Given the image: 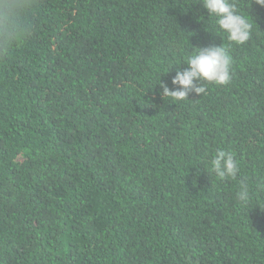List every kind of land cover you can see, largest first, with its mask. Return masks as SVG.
<instances>
[{
	"label": "trees",
	"instance_id": "obj_1",
	"mask_svg": "<svg viewBox=\"0 0 264 264\" xmlns=\"http://www.w3.org/2000/svg\"><path fill=\"white\" fill-rule=\"evenodd\" d=\"M233 44L202 0H31L0 58V264H264V7ZM232 77L163 97L194 47ZM232 150L252 189L208 162Z\"/></svg>",
	"mask_w": 264,
	"mask_h": 264
},
{
	"label": "clouds",
	"instance_id": "obj_2",
	"mask_svg": "<svg viewBox=\"0 0 264 264\" xmlns=\"http://www.w3.org/2000/svg\"><path fill=\"white\" fill-rule=\"evenodd\" d=\"M264 7V0H254ZM210 16L215 18L218 28L227 34L228 40L237 45L248 42L254 31L250 15L241 12L236 0H202ZM31 0H0V58L6 57L13 46L21 41L28 27V13ZM195 51L186 58L188 67L177 71L172 85L162 80L158 83L162 96L182 101L191 93L201 95L206 91L205 83L227 84L232 77L233 57L230 46L212 44L194 47ZM209 170L219 181L239 179L236 200L247 206L252 201V189L246 176L242 177V164L234 151L217 148L208 162ZM257 184L264 189V177H258Z\"/></svg>",
	"mask_w": 264,
	"mask_h": 264
}]
</instances>
